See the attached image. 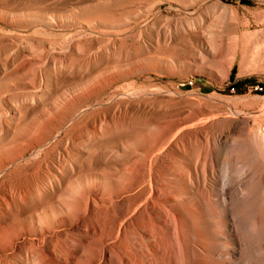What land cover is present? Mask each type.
<instances>
[{
    "label": "bare ground",
    "instance_id": "6f19581e",
    "mask_svg": "<svg viewBox=\"0 0 264 264\" xmlns=\"http://www.w3.org/2000/svg\"><path fill=\"white\" fill-rule=\"evenodd\" d=\"M22 5L0 0V264H264V94L110 89L181 61L144 45L120 60L123 37L30 39L17 23L62 15Z\"/></svg>",
    "mask_w": 264,
    "mask_h": 264
},
{
    "label": "rangeland",
    "instance_id": "374dc122",
    "mask_svg": "<svg viewBox=\"0 0 264 264\" xmlns=\"http://www.w3.org/2000/svg\"><path fill=\"white\" fill-rule=\"evenodd\" d=\"M9 1L15 6L24 3L43 13L57 12L62 15L52 24L42 27L28 20L17 23V31L29 34L30 39L42 37L64 46L71 41L123 37L120 60L130 58L137 45H144L145 51L142 50L144 52L140 55L150 54L155 55L154 58L181 61L180 66L172 70L146 67L130 72L119 77L110 89L159 87L206 95L215 93L223 98L238 96L247 102L254 100L252 96L264 94V71L257 70L254 64L255 48L264 43V0ZM190 26L193 27V35L188 33ZM243 35L248 42L247 62L240 75V66L235 62L233 76L230 78V72L225 79H221L215 71V64L229 57L232 50L238 55ZM206 46H210L215 54L208 53ZM197 49L203 53L204 62H200L203 56L197 55ZM5 54V47L0 46V62L4 61ZM54 54L61 55L60 52ZM93 63L98 67L109 65L112 61L107 58L103 62L96 60ZM44 69L43 64L37 73L35 85L41 79H46ZM24 78L19 79L23 81ZM250 78L255 80L254 85L247 83L240 90L233 88V83ZM16 92L27 91L22 89ZM245 95L251 96V99L245 100Z\"/></svg>",
    "mask_w": 264,
    "mask_h": 264
},
{
    "label": "trees",
    "instance_id": "16d2710c",
    "mask_svg": "<svg viewBox=\"0 0 264 264\" xmlns=\"http://www.w3.org/2000/svg\"><path fill=\"white\" fill-rule=\"evenodd\" d=\"M233 72H234V69H232V71H231L230 78L233 76ZM247 83L250 85H254L255 80L250 78V79H247L246 81L235 82V83H233V88L236 90H240L243 87V85H245Z\"/></svg>",
    "mask_w": 264,
    "mask_h": 264
}]
</instances>
